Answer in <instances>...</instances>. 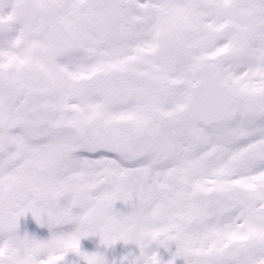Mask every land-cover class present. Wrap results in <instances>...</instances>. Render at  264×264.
Masks as SVG:
<instances>
[{
    "label": "snow or ice",
    "instance_id": "1",
    "mask_svg": "<svg viewBox=\"0 0 264 264\" xmlns=\"http://www.w3.org/2000/svg\"><path fill=\"white\" fill-rule=\"evenodd\" d=\"M69 254L264 264V0H0V264Z\"/></svg>",
    "mask_w": 264,
    "mask_h": 264
},
{
    "label": "flooded vegetation",
    "instance_id": "2",
    "mask_svg": "<svg viewBox=\"0 0 264 264\" xmlns=\"http://www.w3.org/2000/svg\"><path fill=\"white\" fill-rule=\"evenodd\" d=\"M116 208L118 210H127L125 208V206L123 205L122 202H117L116 204ZM21 229L23 230L25 228V226H27L28 229H30L33 232H36L37 234L41 235L42 237H47L48 236V231L47 228H39L37 229V225L35 220L31 217V215L29 214L27 217L25 218H21ZM81 247L82 250L84 251H88V252H93V251H105V249L100 246L99 244V238L98 237H89V238H85L81 241ZM132 250H136V246L135 245H124L123 242H119L117 243L112 249L107 250V256L108 259L110 261H112L113 259L115 260H119V258L125 254L127 251H132ZM171 250L174 252L175 251V245L171 246ZM161 254L164 258L165 261H167L168 259L171 258L170 253L161 249ZM75 258L77 260L80 261V264H83V261L80 260V258L75 257V254H69L68 259H72ZM176 264H183V260L182 259H177Z\"/></svg>",
    "mask_w": 264,
    "mask_h": 264
}]
</instances>
